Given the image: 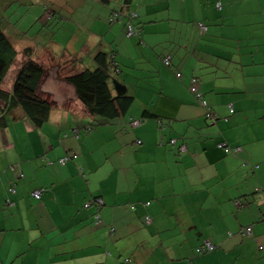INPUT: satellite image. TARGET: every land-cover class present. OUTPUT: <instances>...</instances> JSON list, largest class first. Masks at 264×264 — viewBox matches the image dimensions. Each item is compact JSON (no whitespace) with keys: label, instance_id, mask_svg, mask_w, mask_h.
I'll use <instances>...</instances> for the list:
<instances>
[{"label":"crops","instance_id":"1","mask_svg":"<svg viewBox=\"0 0 264 264\" xmlns=\"http://www.w3.org/2000/svg\"><path fill=\"white\" fill-rule=\"evenodd\" d=\"M112 1L68 0L66 16L60 2L41 1L57 25L39 49L0 24L15 63L30 46L49 68L41 91L53 101L40 126L17 108L0 129V264H264V0H132L139 35L130 37L124 20L97 25L123 8ZM67 17L58 49L52 38ZM99 51L115 66L113 90L122 85L133 101L96 124L53 64L93 68ZM192 76L214 121L189 90ZM95 198L100 208L87 205ZM206 241L215 249L197 255Z\"/></svg>","mask_w":264,"mask_h":264},{"label":"trees","instance_id":"2","mask_svg":"<svg viewBox=\"0 0 264 264\" xmlns=\"http://www.w3.org/2000/svg\"><path fill=\"white\" fill-rule=\"evenodd\" d=\"M100 1L109 4L112 0ZM131 1L132 0H122V7L124 9H113L109 16L110 23L124 20L125 34L127 37L139 35L136 26L138 14L135 10L129 9ZM23 2L24 0H21V6H24ZM215 6L219 9L220 2L218 1ZM44 9L46 12L52 11L48 7ZM131 13H134L133 19L130 18ZM128 24H130L133 29L131 35H128ZM203 27L204 29H202V31L207 29L206 26ZM32 51V47L30 46L25 47L22 50L23 59L18 63V68L15 72L11 89L7 91L0 86V129L6 125V115L17 108L22 110L24 116L34 126H40L48 118L53 101L48 94L41 91V85L48 74V70L45 65L34 59ZM16 54V49L12 45L9 37L6 35L2 27H0V84L11 65L15 63ZM166 57L169 58V64L167 66L170 67L172 64L171 56L167 55L163 57L162 61L164 63ZM94 63L95 65L93 68H84L81 70L66 72L65 74H62L61 78L74 88L77 99L83 104L88 116L96 121V124L111 122L120 116H125L132 104L133 97L123 91L124 88L122 85H116V89L118 88L116 91L111 87L112 70L115 66L112 64L111 58L105 52L99 51L94 56ZM192 77L195 79V82H190L189 90L205 109L206 119L210 122L214 121V112H212L207 101L198 90V79L195 76ZM191 87H194L195 90L192 91ZM230 112L233 113L231 107ZM143 115L144 117H151L153 114L145 109ZM172 140H174V143L171 142ZM178 140L179 139L177 138H170L169 144L177 145L179 150L181 146H184V150L181 151H185L186 145L182 142L178 143ZM218 147L224 148L223 150L229 148L230 151L237 148V146H234L235 148L229 147L225 143H219ZM97 199L98 198L93 199L88 202L87 205L93 204L100 208L102 204H99ZM95 215L98 216V219H95V224H98L101 222V218L99 214L96 213ZM247 228H251V226L244 227L242 231L249 235L252 233V228L250 233L245 232ZM195 253L201 255L196 252V249Z\"/></svg>","mask_w":264,"mask_h":264},{"label":"rangeland","instance_id":"3","mask_svg":"<svg viewBox=\"0 0 264 264\" xmlns=\"http://www.w3.org/2000/svg\"><path fill=\"white\" fill-rule=\"evenodd\" d=\"M41 1L44 0H24V6H21V0H13L11 1L10 5L4 3L5 7H3V1L0 0V24L5 25V31L14 41L15 36L19 37L16 39L17 43H21L23 45H33L36 49L49 44L51 32L50 27L57 25L53 22V20H50L51 17H49V12L46 13V10L44 9L45 7L49 6V4L60 2L61 5L57 6V15L66 16L68 0H46L49 4L45 5L42 4ZM86 1L88 0H85V3ZM69 5L70 7L73 6L72 3ZM111 5L114 6L115 2L112 1ZM104 11L105 8L103 7V12ZM192 13H194V11ZM62 20H64L65 26L56 32L52 38V40L58 41L60 44L57 46L58 49L66 47L65 40L69 35L66 33L68 31L70 19L67 17L66 19ZM109 21V18L106 21L102 18L98 19L96 22L97 25L102 26V23L105 24V22H107L109 24ZM73 44L75 45L76 42L72 43V45ZM50 65L52 64L50 63L48 66ZM53 65L55 66V69L58 68V65H60V69L56 73V78L59 79V77H62V74L66 73L65 70H68L70 67V62L65 60L60 64ZM11 68L13 70H17L18 62L11 65ZM46 68L49 70L48 67ZM52 72L55 73V70H52Z\"/></svg>","mask_w":264,"mask_h":264},{"label":"built area","instance_id":"4","mask_svg":"<svg viewBox=\"0 0 264 264\" xmlns=\"http://www.w3.org/2000/svg\"><path fill=\"white\" fill-rule=\"evenodd\" d=\"M115 14H116V13H115ZM133 17H134V13H131L130 18L133 19ZM127 29H128V35H131V34L133 33V29H132V26H131L130 24H128ZM202 29H204V27H202ZM164 64H165V65H168V64H169V58H168V57H166V58L164 59ZM177 76L180 77L181 74H180V73H177ZM190 82H191V83L195 82V79L192 77V78L190 79ZM191 90L193 91V90H195V88H194V87H191ZM133 123H134V122H133ZM171 142L174 143V140H172ZM239 149H240V148L237 147V148L233 149V151H234V152H238ZM180 150H184V146H181V147H180ZM227 150H228V148H226L225 151H227ZM72 157H74V156H72ZM67 159H68V157L61 158V159H59V163H60V164H64V163L67 161ZM10 191H11V192H14V188H13V187H10ZM32 196H33L34 198H36V199H39L40 196H41V192H40L39 190H35V191L32 193ZM97 202H98L99 204H102V200L99 199V198L97 199ZM95 219L97 220V219H98V216H95ZM245 232L250 233V232H251V228H247V229L245 230ZM213 249H215V246H214L212 243L206 241L204 244H202V245H200L198 248H196V252L199 253V254H202V253H205V252L212 251Z\"/></svg>","mask_w":264,"mask_h":264}]
</instances>
